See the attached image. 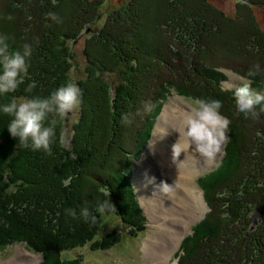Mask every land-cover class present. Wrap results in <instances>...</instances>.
Wrapping results in <instances>:
<instances>
[{"label": "trees", "instance_id": "obj_1", "mask_svg": "<svg viewBox=\"0 0 264 264\" xmlns=\"http://www.w3.org/2000/svg\"><path fill=\"white\" fill-rule=\"evenodd\" d=\"M243 1L236 6L239 18L232 19L208 0H121L97 28L92 19L100 0H0V35L9 52L31 46L22 82L0 96V104L47 98L71 82L75 56L68 42L90 27L81 48L82 77L74 79L77 119L50 117L55 136L48 153L20 147L6 130L10 117L0 114V252L21 243L42 254L39 264H79L80 258L62 252L91 239L101 211L115 214L120 224L94 248L120 240L121 226L133 235L145 230L132 163L142 157L165 100L176 92L221 98L220 112L230 121L221 161L200 178L209 209L181 241L177 264H264V111L254 106L255 117L247 119L239 113L234 87H222L227 76L217 69L232 59L233 71L264 91V31L251 12L264 8V0ZM239 23L245 26L228 38L239 43L240 53L213 48L220 24ZM97 94L103 114L92 124L93 109L101 105ZM64 129L71 132L69 145ZM105 201L110 205L101 209Z\"/></svg>", "mask_w": 264, "mask_h": 264}, {"label": "rangeland", "instance_id": "obj_2", "mask_svg": "<svg viewBox=\"0 0 264 264\" xmlns=\"http://www.w3.org/2000/svg\"><path fill=\"white\" fill-rule=\"evenodd\" d=\"M208 1L212 3V7H215L216 9L220 10V12H223V14H225L227 17L232 19L239 18V14H238L239 10L237 9L236 6H238L240 2H242V7L245 5L244 4L245 2L243 0H208ZM100 2L101 5L99 7V10H96L94 17L92 19L93 21L92 27H97V28L101 27L104 24L107 15L114 8L117 7V5L119 4V2H121V0H100ZM241 10L246 11V8L244 9L241 8ZM251 12L253 14L254 19L257 21L259 28H261V30L264 31V8L260 6H253L251 8ZM239 21L240 20H235L234 22H239ZM243 26L245 25L239 23V24H232L231 26L224 25L221 28V24H220L221 36L213 37V38L217 37L216 39H214L215 42L212 44L213 48L215 47V49L221 50L222 53H226L227 50H230L233 54L235 52L240 53L239 43L234 39L228 38V35L232 33V37L235 36L236 33H239V30L240 31L242 30ZM89 30L90 27H88V29H86L84 34H82L76 40L68 42V46L71 52L73 53V55L75 56L74 60L73 59L71 60L73 64L70 70V77H71L70 81L71 83L74 84L76 83L74 79H79L80 77H82V74L79 72L84 65V61H82L81 48L84 43L83 40L85 38V35L89 32ZM212 52L214 53L211 55L216 58L223 57L222 53H219L217 51H212ZM225 62L226 64L224 66L217 68L218 70L224 71L227 76V78L221 82L223 88H232L240 84L242 81L247 82V80L244 77L240 76L235 71H233L232 68L234 67L235 64L233 63L234 61L232 59L231 60L226 59ZM229 62L230 64H228ZM220 63L221 62H218L217 64L220 65ZM111 78L115 81L117 80L116 75H111ZM104 81H106V84H109L108 80H104ZM95 98L97 99L96 102L101 105L99 108L93 109L94 119L91 120L92 124H94L95 116H97L98 114L101 115L103 114L102 112L103 101L98 94L95 95ZM192 100L194 99H189L177 94L176 92H172L165 100V103L159 113L158 121L156 120L157 122L155 123L156 125L155 131L159 126V124H161L162 129L165 132V136L168 135V138L172 139L171 141L169 140L170 145H172L170 146L169 155L173 157L172 159H177L176 157H179L187 153L181 147H179L177 143L176 145H174L173 141L178 137L176 131L179 130L183 121L181 120L182 118L179 115V113L182 112L186 115V113L189 111ZM171 102L174 103L176 109H178V117L180 118V120H177L176 123H174L173 125L172 123H169L167 120L163 122L161 121L165 106L167 107L168 103ZM77 111H75L71 117H68L67 120L70 122L75 121L77 119ZM227 136H228V130H227ZM149 142L147 141L145 145L144 153L142 154V157L132 163L133 171L131 173V180L133 187L135 188V196L137 197L138 206L142 209L143 213L146 216L145 230L137 232L135 235H133L127 231L128 230L127 227H125V229L123 230L122 226L120 225L121 227H119L116 231L118 234L120 233V240H117L111 246L104 249L98 247L94 248L92 247V244L94 243L95 240L97 239L100 240L102 239V237H108V233L112 231V227L120 224V220L115 214L101 211L102 214L98 213L99 215L98 221H97V215H95L94 221L97 227L91 239L87 240L85 243H83L80 246H77L76 248L63 251L62 255L65 258H80L81 262L79 264H175V258L178 256L176 254L180 248L179 244H181L180 242L187 234L190 233L192 226L205 215V213L207 212V208L204 209L203 211L204 214L199 216L197 219H195L194 222L191 223V225L188 227L189 231L183 232V227H182V232H181L182 239L179 241V243H177V245H175L174 248L170 246L168 234H165L167 227L163 226L164 221L161 216L162 215L161 213L166 211L168 206L169 207L177 206L175 197L177 196L176 194L178 193L173 194L174 198L171 197V195H168L169 193H171V191L166 190L164 184H169V186L171 184H174L177 187H179L182 184V178H180L179 175H173L168 171L167 174H165L164 171L159 170V168L161 170L166 168L167 170L169 168H172V166L170 165V163L167 165L166 162H164L163 164L164 168L160 166V160H158L154 155L151 154L150 151H148L149 148L152 146L149 144ZM225 142L222 144L218 156L213 160H208V161L202 160L203 155L200 153L197 159H191L190 157L187 159V162L197 161L200 166H203L205 164L211 165L207 169L202 170L200 172H197V170L194 169V173L191 176L192 182L197 186V188L201 192L203 200L206 203L205 204L206 207H208V204L204 195V190L200 185L201 182L200 178L217 166L219 160L222 158L221 154H223L224 152ZM63 143L65 145H69L68 137L67 139L64 138ZM180 150H182L181 154H180ZM190 150L191 149L189 148L187 149V151ZM195 154L196 153H194V155ZM80 176L81 174L77 175L75 177V180L77 178H80ZM186 187L191 188L188 185ZM179 189L181 190L180 195L183 194V190H182L183 187H179ZM173 191L177 192L175 189ZM168 225L170 226V230L172 232H176L177 230L180 231L179 229L181 225L180 223L174 222V223H169ZM163 227L165 230H163ZM162 242L165 244V246H170V248L166 251L167 254L166 258L157 260L155 259V255L149 256L148 253L146 252L145 245L149 243V245L152 246L153 250H155V244ZM28 254H30L31 256H30V260L28 261L26 258V264L28 262H29L28 264H39L41 259L39 253L29 251L28 249H26L24 244L21 243L11 244L0 252V264H11V263L23 264V257H26V255Z\"/></svg>", "mask_w": 264, "mask_h": 264}, {"label": "clouds", "instance_id": "obj_3", "mask_svg": "<svg viewBox=\"0 0 264 264\" xmlns=\"http://www.w3.org/2000/svg\"><path fill=\"white\" fill-rule=\"evenodd\" d=\"M49 15L57 19L54 15ZM6 39L4 35H0V96L13 92L22 82L28 67L26 59L31 55V46L28 44L23 45L22 51L9 52ZM248 74L251 76L254 72L250 70ZM233 95L236 110L246 119L249 116L255 117L254 106L259 105L260 110L264 111V91L252 89L248 82L242 81L236 85ZM79 103L80 89L69 82L55 89L47 98H13L6 104H0V114L10 117L6 130L20 147L48 153L55 136V121L50 117L64 118L73 114L78 110ZM222 103L219 97L191 101L189 111L176 131L178 138L183 135L188 148L191 146L206 157H213L220 151L222 144L228 139L227 129L230 123L220 112ZM46 119L49 120L48 126L44 123ZM61 135L67 139L71 132L64 129ZM109 205V201H105L99 206L105 209ZM81 216L85 220L89 219L86 208L81 209Z\"/></svg>", "mask_w": 264, "mask_h": 264}, {"label": "bare ground", "instance_id": "obj_4", "mask_svg": "<svg viewBox=\"0 0 264 264\" xmlns=\"http://www.w3.org/2000/svg\"><path fill=\"white\" fill-rule=\"evenodd\" d=\"M179 115L182 118L181 120H183V118L185 117V114L180 112ZM166 120L169 123H172V125L174 123H176L177 120H180V118L178 117V109H176L175 104L172 102L168 103L167 107L165 106V108H164V113L162 115L161 121L163 122ZM161 134H162V136H161ZM152 137H153V138H151L152 140L150 139L151 141L149 142V144L152 146L149 148L148 151H150L152 155H154L158 160H160V166L162 168H164L163 167L164 162H166L167 165L170 163V165L172 166V168H169L167 170H166V168L161 170L157 166L159 168V170L164 171L165 174H167V171H168L169 173H171L173 175H179L180 178H182V184H181V186H179V187H183V189H182L183 194H181V195H180L181 190L176 185L171 184L169 186V184H164L165 185L164 187L166 188V190H170L172 193V194L169 193L168 195H171V197L174 198L173 194H176V193L179 194V195L176 194L177 196L175 197V201L177 202V206H174V205H173L174 207L168 206L166 211L161 213L162 214L161 216H162L163 221H164L163 226L167 227L165 234H168L170 246H172L174 248L175 245H177V243H179V241L182 239V236H181L182 227H183V232L189 231L188 227L191 225V223L194 222L195 219H197L199 216L204 214L203 211L205 208H207L205 206L206 203L203 200L201 192L199 191L197 186L192 182L191 176L194 173V169L197 170V172H200L202 170L207 169L211 165L205 164L203 166H200L197 161L187 162V159L189 157L191 159H197L199 153L196 152L191 146L189 147V149H191V150L187 151L188 147L186 146V142H185V139L183 136H181L179 138L177 137L173 141V143L175 145L177 143L178 146L181 147L187 153H185L184 155H181L179 157H176L177 159H172L173 157H171L169 155L170 146H172V145H170L169 140L171 141L172 139H169L168 135L165 136V132L163 131L161 124H159V126L157 127V129H156L155 133L152 135ZM181 152H182V150H180V154H181ZM194 153H196V154L194 155ZM218 154H219V152L216 155H214L213 157H206L203 155L202 160H205V161L213 160L218 156ZM171 174H169V175H171ZM184 184H186V185H184ZM187 185L190 186L193 190L191 188L186 187ZM174 189L177 192L173 191ZM174 222L181 224L180 228H179L180 231L177 230L176 232H172L170 230V226L168 224L174 223ZM163 230H165L164 227H163ZM190 233H191V231H190ZM170 246H165V244L163 242L157 243V244H155V250H153L152 246H150L148 243L145 245V249H146V252L148 253L149 256L155 255V259L161 260V259L166 258V255H167L166 251L170 248ZM30 256L31 255L28 254V255H26V257H23V264H26V258H27V261L30 260ZM11 264H16V263H11Z\"/></svg>", "mask_w": 264, "mask_h": 264}, {"label": "water", "instance_id": "obj_5", "mask_svg": "<svg viewBox=\"0 0 264 264\" xmlns=\"http://www.w3.org/2000/svg\"><path fill=\"white\" fill-rule=\"evenodd\" d=\"M159 116V115H158ZM158 116H157V121H158ZM156 121V122H157ZM155 128H156V125L154 126V128H153V132H152V134H151V136H150V138H149V140H148V142L150 141V139L152 138V135H153V133H154V131H155ZM221 156L223 157V154H221ZM220 156V157H221ZM217 164V163H216ZM215 164V165H216ZM132 171H133V166H132ZM208 207H207V211H208ZM204 217V216H203ZM40 257H41V259L40 260H42V254H40ZM177 261H178V256L175 258V264H177Z\"/></svg>", "mask_w": 264, "mask_h": 264}]
</instances>
